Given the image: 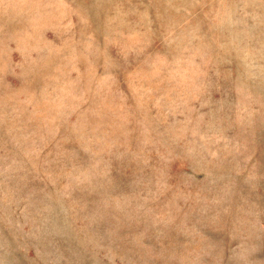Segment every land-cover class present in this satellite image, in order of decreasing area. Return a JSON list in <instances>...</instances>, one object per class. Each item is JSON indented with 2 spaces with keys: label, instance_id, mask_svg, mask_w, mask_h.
<instances>
[{
  "label": "rangeland",
  "instance_id": "1",
  "mask_svg": "<svg viewBox=\"0 0 264 264\" xmlns=\"http://www.w3.org/2000/svg\"><path fill=\"white\" fill-rule=\"evenodd\" d=\"M0 264H264V0H0Z\"/></svg>",
  "mask_w": 264,
  "mask_h": 264
}]
</instances>
